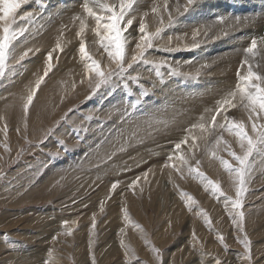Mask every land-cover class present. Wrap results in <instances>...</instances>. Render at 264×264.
Here are the masks:
<instances>
[{
    "label": "rangeland",
    "instance_id": "rangeland-1",
    "mask_svg": "<svg viewBox=\"0 0 264 264\" xmlns=\"http://www.w3.org/2000/svg\"><path fill=\"white\" fill-rule=\"evenodd\" d=\"M84 2L28 0L16 12L12 27L19 35L0 77V264H264V148L250 158L243 231L230 204L236 195L233 174L222 164L236 163L230 152L241 154L229 123H243L252 135L237 85L242 83L238 74L246 75L249 64L264 76V0H197L186 12V0H133L125 16L133 24L122 37L127 40V71L99 88L80 44L104 72L115 69L116 61L99 43L96 21L83 12ZM88 2L105 16V6L118 10L119 5V0ZM212 9L220 12L210 16ZM169 14L174 17L171 24ZM58 15L72 17L78 28L66 23V31L54 32L50 49L42 46L31 53L43 43L44 27ZM218 16L225 21L217 23ZM245 16L256 19L235 21ZM142 21L152 47L143 60L133 62L137 43H143L138 31ZM157 28L160 34L152 35ZM253 38L255 55L243 51ZM33 57L39 63L34 65ZM48 63L52 69L45 76ZM55 76L59 79L52 80L50 90L49 80ZM40 77L44 79L25 115L23 104ZM175 81L176 96L166 100L163 91ZM183 84L188 93L182 91ZM212 84L215 99H202ZM234 91L237 95L229 97ZM225 98L236 106L217 114ZM156 107L166 114L176 111L177 120L186 109L196 113L184 117V124L160 121L162 131L143 135L137 126L153 124V117L145 114ZM134 129L139 131L133 134ZM131 136L134 142L128 140ZM180 156L188 163L182 164ZM208 181L218 182L224 195L213 193ZM114 182L118 185L113 190ZM245 236L251 260L244 257Z\"/></svg>",
    "mask_w": 264,
    "mask_h": 264
},
{
    "label": "snow or ice",
    "instance_id": "snow-or-ice-1",
    "mask_svg": "<svg viewBox=\"0 0 264 264\" xmlns=\"http://www.w3.org/2000/svg\"><path fill=\"white\" fill-rule=\"evenodd\" d=\"M28 0H0V77L5 75L6 71V62L11 50L12 42L17 39L19 33H17L12 25L15 23V16L17 10ZM197 0H186V4L184 5V11H188V9L194 5ZM133 6V0H119L118 10L115 6H105L106 11L109 13L108 15H101L96 13L93 8L89 7L87 0L83 3V9L88 16H91L96 21V28L94 31L98 36L99 43L108 51L110 57H112L116 61V68L111 69L107 72H104L100 69L98 63L89 56L86 51L85 44L82 42L80 44L79 52L87 60H90L91 63L88 65L89 71L94 72L96 76L99 78L96 83V87L99 88L100 84L106 83L109 79L115 75H123L127 69L124 67V56H125V48L127 44L126 38H122L124 32L127 30L129 26L133 24L132 19H128L125 22V16L128 11ZM155 11V9H153ZM180 11L179 6L177 7V12ZM30 16L31 14H26ZM243 21H253L256 17L245 16L235 17V21L239 23L241 20ZM174 20L171 14H169V23ZM225 21V17L218 16L216 18L217 23H223ZM82 30H83V22H82ZM138 31L142 34L141 40L143 43H137L136 48L139 50L137 55L132 57V61L136 62L138 59L143 60L145 50L147 48L152 47L151 37L145 32V25L143 21L140 23ZM161 32L160 28H157L156 33L152 34L154 36L159 35ZM199 32H194L193 36L198 35ZM207 33H205L206 35ZM227 35V32L224 33ZM195 46V45H194ZM59 47V46H58ZM257 48V40L255 38L252 39L251 44L244 51L248 54L255 55V49ZM31 51V50H29ZM28 52H25L20 59L22 60L24 56H27ZM52 53L48 54V61H51ZM243 63H247L245 60ZM132 64L128 65V68H131ZM52 65L51 63L46 64L45 67V76H47L48 72L51 71ZM238 78L242 81V85L238 84L237 88L240 95V103L242 106L249 112V120L251 122V133L245 129V125L243 123H229L227 127L232 130H235V134L238 138V142L241 148V154H237L235 152H230V155L236 161L235 164H231L227 160H222V164L224 168L230 173L233 174L235 191L236 195L234 199L230 200L231 209L233 210V220L237 224V227L243 231V222H244V212L241 210L243 208V196L248 191L246 184L248 182V176L250 175V158L253 153L256 152L259 148H264V123H258V121H264V76L260 75L258 72L253 71L252 66L248 65L247 74ZM44 77H40L36 81V86L30 91L27 96L24 104L23 110L25 115L28 112L29 105L33 101V97L40 86L41 81ZM237 93L231 92L229 93V97L234 98ZM236 105L232 103V99L225 98L222 102H220L219 107L216 109L217 114L227 110L229 107H235ZM227 119V117H225ZM213 122L216 120V116L212 117ZM201 128L204 125H200ZM219 127L224 128L225 124H220ZM195 140V137H193ZM187 138L181 143H186ZM219 143V141H217ZM181 144L178 143L175 145V148L179 150ZM195 147V144H193ZM230 151V149H229ZM214 155V153H213ZM169 160L172 157L168 158ZM179 160L182 164H187V160L184 156H180ZM199 164V161H197ZM176 167V165H172ZM180 171V168L176 169ZM195 172L197 175L203 177V173L199 172L198 168L190 169ZM146 175V173H145ZM204 179H207L204 177ZM136 181H133V185ZM210 186V190L213 193H218L220 195H224L221 191L220 185L218 182L208 181ZM118 182H114L112 184V189H116ZM132 185H130L131 187ZM191 200V197H189ZM64 223H67L66 221ZM93 227H95V222L93 221ZM241 243H243L245 248V259L251 260L250 254V241L245 236ZM155 251H159L155 249ZM219 264V261L217 262Z\"/></svg>",
    "mask_w": 264,
    "mask_h": 264
},
{
    "label": "bare ground",
    "instance_id": "bare-ground-1",
    "mask_svg": "<svg viewBox=\"0 0 264 264\" xmlns=\"http://www.w3.org/2000/svg\"><path fill=\"white\" fill-rule=\"evenodd\" d=\"M88 1H90V0H87V2ZM169 1V0H168ZM71 2V1H70ZM70 2H69V4H70ZM83 2V1H82ZM81 2V3H82ZM152 2V1H151ZM89 3V2H88ZM66 4H68V3H66ZM150 4V3H149ZM168 4V3H167ZM172 4V3H171ZM71 5V4H70ZM73 5V4H72ZM75 5V4H74ZM83 5V4H82ZM82 5H81V7H82ZM174 6V5H173ZM176 6V5H175ZM170 7V6H169ZM70 8H71V6H70ZM216 8V7H215ZM78 9H80V8H78ZM53 10V9H52ZM61 10H62V8H61ZM64 10H66V9H64ZM71 10V9H70ZM81 10V12H82V9H80ZM162 10V9H161ZM176 10V9H175ZM220 9H212V12L209 14L210 16H214V15H216L218 12H220L219 11ZM257 11H258V9H256ZM67 11V10H66ZM50 12V11H49ZM70 12V11H69ZM71 12H72V10H71ZM83 12H84V9H83ZM57 13V12H56ZM64 13V12H63ZM66 13V12H65ZM64 13V14H65ZM75 13H77V12H75ZM68 15V14H67ZM77 15H80V14H77ZM76 15V16H77ZM82 15V14H81ZM80 15V16H81ZM205 15V14H204ZM55 16H57V14H55ZM79 16V17H80ZM86 16V15H85ZM160 16H161V14H160ZM215 17V16H214ZM74 18H75V16H74ZM73 18V19H74ZM152 18V17H151ZM74 20H76V19H74ZM149 20V19H148ZM153 20V19H152ZM72 21V17H69V16H62V17H59V15H58V17H57V19H55V21L53 22V23H48L47 21H45L46 23H48L47 24V26L46 27H44L45 29H47L46 30V35L44 36V34H43V39H40L41 41H43V43H39L36 47H35V49L33 48L32 50H31V53H34L35 51H37V50H39L42 46H44L45 47V49L47 50V49H50V46H51V43H52V39L55 37V33L54 32H56V33H59V32H61V33H63L64 31H66L67 30V28H68V26H66L67 24L66 23H70V25L71 26H75V25H78V23H72L71 22ZM263 21V20H262ZM72 23V24H71ZM243 25V24H242ZM255 25V24H254ZM71 26H69V27H71ZM81 26V25H80ZM203 26V25H202ZM228 26V25H227ZM31 27H32V25H31ZM76 28H78L77 26H75ZM74 27V28H75ZM82 27V26H81ZM215 27V26H214ZM203 28V27H202ZM230 28V27H229ZM202 32V31H201ZM229 32H231V31H229ZM69 33V32H68ZM246 33V32H245ZM186 34V33H185ZM217 34V33H216ZM75 36V35H74ZM180 36H181V34H180ZM72 37V36H71ZM234 38V37H233ZM38 39V38H37ZM72 39H73V37H72ZM247 39V38H246ZM39 40V41H40ZM177 40V39H176ZM175 40V41H176ZM264 42V41H263ZM45 43V44H44ZM247 43V42H246ZM245 43V44H246ZM26 43H23L21 46H23L25 49H27V45H25ZM245 46V45H244ZM241 47V46H240ZM43 48V47H42ZM244 48V47H243ZM257 49V48H256ZM260 49H261V46H260ZM258 50V49H257ZM17 51V50H16ZM27 51V50H26ZM244 51V50H243ZM234 52V51H233ZM241 52V51H240ZM261 52H262V49H261ZM232 53V52H231ZM234 54V53H233ZM237 54H238V52H237ZM244 54V53H243ZM34 55V54H33ZM234 56V55H233ZM235 56H236V54H235ZM238 56V55H237ZM241 56V55H240ZM186 57H188L187 55H186ZM185 57V58H186ZM192 57V56H191ZM230 57V56H229ZM243 57V56H242ZM248 57H249V55H248ZM218 58V57H217ZM244 58H246V57H244ZM243 58V59H244ZM254 58V57H253ZM31 59V62L35 65L36 64V62L37 63H39V61L35 58V57H33V58H30ZM190 59H192V58H190ZM184 60H186V59H184ZM216 60V59H215ZM229 60V59H228ZM197 63H198V61H196ZM210 62V61H209ZM239 62V61H238ZM192 63H194V62H192ZM181 64H184V61H181ZM187 64H189L188 62H187ZM200 64V63H199ZM207 64V63H206ZM210 64H211V62H210ZM259 64V63H258ZM263 64H264V61H263ZM39 65V64H38ZM214 65V64H213ZM260 65V64H259ZM182 66V65H181ZM184 67L185 66H187V65H183ZM227 66V65H226ZM258 66V65H257ZM221 67V66H220ZM263 67H264V65H263ZM219 68V67H218ZM254 68V67H253ZM216 70V69H215ZM218 70V69H217ZM261 70V69H260ZM62 71V70H61ZM214 72V71H213ZM236 72V71H235ZM262 72V71H261ZM166 73V72H165ZM239 76H240V74H239ZM237 77V76H236ZM59 79V77L58 76H55V79H50L49 80V88H50V90H51V88H52V85H51V83H52V80L53 81H56V80H58ZM199 81V80H198ZM228 81V80H227ZM240 81V80H239ZM48 82V81H47ZM235 82V81H234ZM236 82H237V79H236ZM242 82V81H241ZM184 83V82H183ZM220 84V83H219ZM227 84V83H226ZM233 84H235V83H233ZM242 84V83H241ZM222 85V84H221ZM232 85V84H231ZM215 86V84H212V87H213V89L212 90H210V89H206V90H204V92L202 93L203 94V96H202V99L205 97V100H208V101H210V100H214L215 99V97H213V94L216 92V88L214 87ZM228 86H230V85H228L227 84V86H225V87H228ZM177 87H178V84H177V82L175 81V82H172V83H170V85H168V89H169V91L168 92H166V91H163V92H165L164 93V95L163 96H168L167 97V99L166 100H171L172 98H175V96L176 95H174L175 94V92H177V90H175V89H177ZM223 87V86H222ZM220 88V87H219ZM179 89V88H178ZM182 89V91H184V93H188V90H189V88L186 86V87H184V84H183V88H181ZM215 89V90H214ZM225 89V88H224ZM165 90H166V88H165ZM223 90V89H222ZM162 91H159V92H162ZM43 92V91H42ZM162 92V93H163ZM45 93V92H44ZM184 93H181L180 91H179V93L178 94H184ZM41 95V94H40ZM45 94H43L42 96H44ZM159 95H160V93H159ZM162 95V94H161ZM160 95V97H162ZM41 96V97H42ZM185 98V97H184ZM187 98V97H186ZM185 98V99H186ZM193 98V97H192ZM45 99V98H44ZM189 100V99H188ZM201 100V99H200ZM41 101V100H40ZM195 101H196V99H195ZM202 101V100H201ZM164 102H165V100H164ZM204 102V101H203ZM206 102V101H205ZM212 102V101H211ZM175 103V102H174ZM182 103V102H181ZM185 103H186V101H185ZM195 103V102H194ZM217 103V102H216ZM205 104V103H204ZM181 105V104H180ZM201 105V104H200ZM206 108L208 107L209 108V102H207L206 104ZM208 105V106H207ZM150 106V105H149ZM182 106V105H181ZM211 106V105H210ZM151 107V106H150ZM163 107V106H162ZM177 107H180L179 105L177 106ZM187 107V106H186ZM193 107V106H192ZM214 107V106H213ZM164 108V107H163ZM200 108V107H199ZM203 108H205V107H203ZM202 109V108H201ZM212 109V107L210 108V110ZM156 112H153L152 110H147L148 112L145 114V116H146V118H149L150 116H152L153 117V120L151 121V122H153V124H151V123H149V121H146V123H144V125L143 126H137V124H135V126H137L138 128L140 127L141 128V132L140 133H143V135H144V133H147V132H150V133H152V134H155L156 135V133L157 132H160V131H162L163 129L161 128V126H160V121L162 122H164L165 121V123H162V124H167L168 125V122L169 121H174V120H177L176 118H178V114L177 115H175L176 114V111L172 114V115H175L176 117H172V115L170 114V113H168V114H166V112H164V111H161V109H160V107H156ZM204 110V109H203ZM202 110V111H203ZM207 110V109H206ZM213 111V110H212ZM144 112H145V110H144ZM180 112V111H179ZM192 113V110L191 109H186V112H184V111H182V113H180L179 114V119L177 120V121H175L176 123H182V124H184L185 123V121H186V119L187 118H189L190 117V114ZM194 113H196V112H194L193 111V113L192 114H194ZM204 113V112H203ZM205 114V113H204ZM205 115H208V114H205ZM140 116H141V113H140ZM187 116V118L186 119H184V117H186ZM142 117V116H141ZM209 117V116H208ZM140 118V117H139ZM143 118V117H142ZM144 119V118H143ZM190 119V118H189ZM149 120H150V118H149ZM145 121V120H144ZM187 123V122H186ZM191 123V122H190ZM139 124H140V122H139ZM177 125V124H176ZM186 125V124H185ZM193 125V124H192ZM187 126H188V124H187ZM136 127V128H137ZM165 127V126H164ZM167 127V126H166ZM165 127V128H166ZM134 128V127H133ZM139 128V129H140ZM154 129H156V130H154ZM150 130H154L153 132H151ZM133 131V130H132ZM139 130H136L135 131V129H134V132H132L133 134H135L136 132H138ZM132 135V134H131ZM147 135V134H146ZM149 135V134H148ZM155 135H153V137L155 136ZM123 138V137H122ZM143 138H144V136H143ZM141 139V138H140ZM129 141H132V142H134L135 140H136V138H134V136H131L129 139H128ZM111 141V140H110ZM116 141V140H115ZM156 141V140H155ZM105 149V148H104ZM93 150V149H92ZM144 151V150H143ZM146 155V154H145ZM148 155V154H147ZM79 162V161H78ZM124 169V168H123ZM153 171V170H152ZM151 171V172H152ZM154 173V172H153ZM159 174V173H158ZM158 179H159V176H158ZM85 190V189H84ZM39 247V246H38ZM44 250V249H43Z\"/></svg>",
    "mask_w": 264,
    "mask_h": 264
}]
</instances>
